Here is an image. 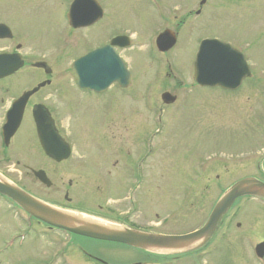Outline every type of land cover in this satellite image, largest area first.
<instances>
[{
    "label": "rangeland",
    "instance_id": "rangeland-1",
    "mask_svg": "<svg viewBox=\"0 0 264 264\" xmlns=\"http://www.w3.org/2000/svg\"><path fill=\"white\" fill-rule=\"evenodd\" d=\"M72 1L0 0V24L19 36L0 41V51L19 44L27 61L49 63L54 73L61 71L65 77L76 57L108 36L129 37L130 46L118 51L132 89L123 106L126 157L133 161L140 152L144 175L137 184L134 176L132 181L127 176V188L117 190L111 188V181L114 176L120 179L121 173L97 178L81 174L82 214L148 233L184 235L202 226L217 199L234 182L246 177L264 180V0H205L203 5L200 0H97L104 19L82 30H71L66 23ZM197 10L198 16L194 15ZM164 28L176 34V43L160 54L154 39ZM207 38L230 43L246 58L251 76L235 93L193 84L195 55ZM34 72L27 67L15 77L21 88L24 79L32 78L31 85L40 79ZM67 82L65 90L73 93ZM164 92L175 96V102L162 103ZM137 96L142 97L139 104ZM82 103L90 106L78 110L80 141L98 118L92 102ZM73 124V119H66L62 126L71 130ZM78 146L79 151L92 153L87 144ZM79 161L82 167L86 164L81 170L94 167L87 157ZM14 170V175L0 177L16 183L24 176L17 174V167ZM36 186L35 196L58 200L51 190ZM102 214L120 222L104 219ZM260 240L264 241V199L258 198L238 199L209 244L184 256L185 252H142L49 231L0 198V264H264L252 255Z\"/></svg>",
    "mask_w": 264,
    "mask_h": 264
},
{
    "label": "flooded vegetation",
    "instance_id": "flooded-vegetation-1",
    "mask_svg": "<svg viewBox=\"0 0 264 264\" xmlns=\"http://www.w3.org/2000/svg\"><path fill=\"white\" fill-rule=\"evenodd\" d=\"M101 9L104 12L102 7ZM82 11L87 12V9L83 8ZM194 15L198 16L199 10L195 11ZM102 19H104V13L103 17L93 25L79 29L92 28L100 23ZM178 26L176 24V27ZM6 27L9 34L5 38H0V41H12L15 37H19L11 31L8 25ZM163 30L170 29L164 28ZM111 40L112 38L108 36L105 42L89 49L75 59L90 51L109 45ZM20 49L19 44H14V48L11 50L0 51V54L13 55L19 53L23 62V66L19 71L0 78V174L14 175L13 172H16L14 169L17 167V174L24 177L19 178L16 183L10 182L15 187L52 207L75 212H79L81 174L97 178L96 176H99V174L111 176L114 172L117 175L121 173L120 179L114 176V182L111 181V188L117 190L120 187L127 188L128 182L124 184L127 176L129 181H132V176H134L136 184L139 183L142 180V175H144V159L140 152L136 153V158L133 161L128 162L126 157L127 127L125 122L126 113L123 112V106L127 102L129 91L132 90L129 88L131 84L130 75L128 81H126V87L114 83L107 88L100 89V91L81 89L77 86L70 71H66L65 77H61V71H55L56 73H54L52 71L53 67L49 63L40 60L34 63L27 61L25 54L20 52ZM119 50V48H115L114 51L119 54ZM27 67L35 70L34 74L36 73L40 79L37 77V81L34 85L32 84L33 86L31 85L32 78L24 79V86L21 88L20 80L17 81L15 77L20 75V71ZM67 74L70 75L69 78H67ZM68 80L73 93L65 90L67 89ZM103 83L104 81L99 77L94 85L101 86ZM193 84L195 85V83ZM38 85H41V87L36 88ZM234 92L228 93L232 94ZM27 93L29 94L25 97ZM136 98L138 100L136 103L139 104L142 97L137 96ZM82 101L92 102L91 106L97 111L98 118L94 124L88 127V133L90 134L84 135L83 141H80L82 137L77 121L78 110L81 107L90 106V103H82ZM101 112L104 113L103 119L101 118ZM66 119L74 120L71 130H66L62 126L63 121ZM15 123L17 128L12 132ZM85 140H88V142ZM44 144L62 157L61 160L56 161V159L48 156L43 149ZM80 144H87L92 153L90 154L84 149L79 151L81 148L78 145ZM116 144H120L118 148L113 146ZM93 148L95 152H93ZM116 156H119V158L116 159ZM85 157L93 162L94 167L82 169L83 172L79 158L85 159ZM84 166L86 167V164ZM37 175H40L43 181H40ZM109 179L111 178L109 177ZM25 181L27 182L25 183ZM121 181L122 184H120ZM35 183L45 190H51L52 196L58 200L49 199L47 201L35 196L33 194V191L37 189ZM245 198L254 199L252 197ZM99 208L108 214L111 213L107 208L104 209L102 206ZM110 215L102 214L100 216L104 219L120 222ZM27 217L30 221H35L37 225H41L49 231H55V228L47 226L28 214ZM260 242L262 241L260 240L257 243ZM254 260L264 263V257L262 259L255 257Z\"/></svg>",
    "mask_w": 264,
    "mask_h": 264
},
{
    "label": "water",
    "instance_id": "water-1",
    "mask_svg": "<svg viewBox=\"0 0 264 264\" xmlns=\"http://www.w3.org/2000/svg\"><path fill=\"white\" fill-rule=\"evenodd\" d=\"M204 0H202V3ZM87 9V12L82 10ZM101 17V9L94 0H75L68 14L71 27L79 28L93 24ZM0 26V37L7 33ZM175 35L165 31L156 38V48L160 52H167L175 44ZM129 42L127 37H116L111 41V46L126 47ZM20 63L15 60L14 55H0V78L16 71ZM74 77L83 85L91 88L89 84H95L100 77L103 84L121 82L128 79L121 60L113 52L110 46L97 49L76 61L71 67ZM193 77L201 87H221L227 90L236 89L242 80L249 76V68L241 54L228 44L218 40H203L198 48L193 64ZM87 83V84H86ZM165 104L173 103L175 98L169 93L161 96ZM47 155L60 160L58 156L46 144L43 145ZM40 181L43 179L37 175ZM0 195L13 201L17 206L26 211L34 218L48 224L49 226L67 231L69 233L86 237L89 239L113 242L145 251H166L163 253L189 252L205 245L216 231L223 216L233 202L245 195L264 196V183L253 178L242 179L228 188L213 206L205 223L197 230L184 235H162L145 233L117 226L101 227L94 223H75L71 225L69 215L80 213L62 211L39 202L15 186L0 178ZM104 224V223H103ZM107 225V224H106ZM259 257L264 255V243L255 248ZM162 253V252H161Z\"/></svg>",
    "mask_w": 264,
    "mask_h": 264
},
{
    "label": "bare ground",
    "instance_id": "bare-ground-1",
    "mask_svg": "<svg viewBox=\"0 0 264 264\" xmlns=\"http://www.w3.org/2000/svg\"><path fill=\"white\" fill-rule=\"evenodd\" d=\"M69 222L71 223V225H74L75 223H85V224L94 223V224H97L101 227H109L108 225L103 224L100 221H96V220H93V219L88 218V217L74 215V214L69 215ZM160 252H166V251H160Z\"/></svg>",
    "mask_w": 264,
    "mask_h": 264
},
{
    "label": "trees",
    "instance_id": "trees-1",
    "mask_svg": "<svg viewBox=\"0 0 264 264\" xmlns=\"http://www.w3.org/2000/svg\"><path fill=\"white\" fill-rule=\"evenodd\" d=\"M155 258H158V257H155ZM159 259V258H158ZM165 259H167V258H165Z\"/></svg>",
    "mask_w": 264,
    "mask_h": 264
}]
</instances>
